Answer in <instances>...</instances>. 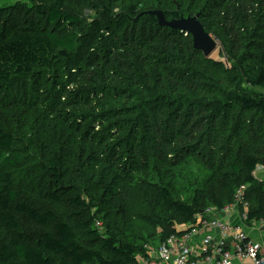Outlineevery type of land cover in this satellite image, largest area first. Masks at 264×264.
<instances>
[{"label":"trees","instance_id":"1","mask_svg":"<svg viewBox=\"0 0 264 264\" xmlns=\"http://www.w3.org/2000/svg\"><path fill=\"white\" fill-rule=\"evenodd\" d=\"M26 1L0 8V167L22 166L14 150V120L42 115L23 130L29 136L24 151L45 155L47 142L36 152L33 140L45 134L58 140L57 159L49 160L46 170L63 191L45 198L63 203L71 218L61 221L50 210L29 206L13 187L11 174H4L0 264H139L147 256L145 247H153L151 237L159 238V245L176 227L194 225L205 209L231 204L241 185L247 187V224L264 219V181L252 177L257 167L264 168V0H137L116 13L124 0ZM151 12L162 13L167 22L198 16L204 31L221 44L225 63L210 64L190 36L160 25ZM172 67L178 68L174 73L180 80L192 69L209 68L216 80L207 94L220 98V107L214 108L206 99L178 97L180 112L188 118L209 115L208 132L220 128V147L226 149L210 162L219 177L211 171L188 203L173 197L172 183L160 184V173L156 184L147 181L141 161L129 155L128 140L115 138L116 126L138 120L135 110L146 117L149 106L156 112L160 100L172 99L167 92H181L170 79ZM192 84L189 88H196ZM256 114L261 116L257 123ZM168 135L158 140L165 149L176 139ZM148 139L155 146L152 138L142 142ZM156 149H148L146 160ZM149 205H155L152 214L138 218L151 224V236L136 235L122 215ZM107 213L112 216L105 223ZM78 233L88 240L79 241Z\"/></svg>","mask_w":264,"mask_h":264},{"label":"rangeland","instance_id":"2","mask_svg":"<svg viewBox=\"0 0 264 264\" xmlns=\"http://www.w3.org/2000/svg\"><path fill=\"white\" fill-rule=\"evenodd\" d=\"M132 2H137V0H124V2L120 5V8H116L114 10L115 13L120 12L126 5ZM143 3L147 4V1L144 0ZM17 4L25 5L27 4V1L0 0V8L9 5L16 6ZM212 40L216 42L217 47L209 55L208 59L210 60L208 62H210L211 64L220 60L221 63H225V60L227 59L225 55H223L222 57L219 56L221 51L223 50L221 44L218 45V41H215L213 38ZM245 48L247 49V46ZM171 70L173 72V75H171L170 79L173 83L176 84L181 92H177V94H173L172 90L170 92H167L168 95L172 97V99H163L164 101L160 100L157 103L159 106L158 108H156V112L153 108V105L149 106L147 109L148 113L146 112V117H141L139 111L135 110L133 116L135 117L139 114L138 120L135 122L132 121L125 127L123 125L116 126L117 129L115 131H119V135H116L115 138L122 139V141L124 139L128 140L127 147L129 155L132 157H137L139 161H141L140 166H143L142 172H145L144 174L147 181L156 184L157 180L155 179V177L157 175V172L160 173L161 179L159 181L162 182H160V184L163 186L167 185L166 187H168L169 183H172L170 188L172 189L173 197L178 202L188 203V201L191 200L194 196L195 191L201 188L206 183L211 174V171L214 172L215 175H217L216 178L219 177L218 167L216 168L215 164L210 162H215L217 156H219V150L221 154L223 151L226 152V149L220 147V128H213L210 133L208 132L209 129L206 126L207 121H205V119L208 120L209 115L205 112H201L199 115L196 114L191 117V119L188 118L185 115L184 111L180 112L181 101L178 97L183 93L184 96H187V99H206L211 102L210 104L214 106V108L220 107V104L217 103L220 102V98L217 99L216 94H207V92L209 91L207 86L211 84V82L216 80V78L211 75L212 73L211 71H209V68L207 69L204 67L202 70L201 68L192 69L191 71H188L190 72V74L186 73L185 75H182L181 80L180 76L177 75V73H174L176 70H178V68L172 67ZM197 73L199 75L201 74V77H195ZM192 82L196 84V88H189L188 84L191 83V85H193ZM49 94L52 95V89H50ZM173 96L176 99H174ZM45 112L46 110L40 109V113L45 114ZM248 115L251 116L253 115V113H249ZM39 116L43 117L42 115L35 114V117L32 119L28 117L18 116L14 120V127L18 134V138L16 139V142L14 144V150L15 153L20 156L22 160V166L16 169L0 167V178H2L6 173L11 174V176L14 178L13 187L16 190L21 191L22 198L29 206L41 210L42 212L45 210H50L56 215V218L58 220L69 222L71 218L69 209L63 203H47V198H45L47 193L55 191L61 193L63 191L61 184H58L56 186V183L53 182V180L55 179L52 178L49 175L50 173L46 170V163L51 159H57L58 153L56 146L58 144V140L53 139L51 134H45L43 139L37 137L33 140V142H36V146L33 148V151L36 150V152H38L37 146H39V144L47 142L46 145L48 146L49 151L45 155H41L40 153H38V155L33 156L34 153L31 151V149H29L32 153V156H29V154H26L24 151L29 136L25 137L22 132L23 130L29 131L30 126L34 124V121L38 119ZM260 117V115L256 114L254 122L257 123ZM173 119H177L176 122L172 121ZM250 120L251 118H249L248 122L252 124ZM135 124L136 128H133ZM50 129L52 131V134H54V137L57 138L56 131L51 127ZM122 129L124 130L122 131ZM120 131H122V133H120ZM165 132L169 133V135H174L176 138L173 141L175 145L172 144L166 149L164 147L165 144H158V140L162 139L160 137L162 134L164 135ZM147 134H149L148 137ZM229 135L230 133L228 135H225L224 138L227 139ZM209 136H211V141H213L210 142V144H208V141H206V139H209ZM145 138L155 139L157 141L155 146L149 141V139L147 140V144H145V142H142ZM238 139L241 140L240 137H238ZM203 142L204 144L201 145ZM150 147H156L157 151L153 152L152 155H149V160H146L147 151ZM162 147L164 148V150H162ZM193 147L196 149H190ZM137 154H139V156ZM204 155L207 156L209 163L204 164V157L201 159V157ZM142 156H144L145 158H143ZM123 161H125V159ZM191 164L196 165L194 172L190 167ZM67 167L68 164H64V169H66ZM261 173H264V171H262ZM177 176H181L183 178L182 182L177 180ZM142 177L143 174L141 175V178ZM137 182H141V180H138ZM37 194H41V197H38ZM154 206L155 205H149V208L147 210L141 209L140 211L138 210L134 213L128 212L122 215L124 217L127 216L128 219H126V217L124 219L129 220L128 222H130V224L132 225V228L134 229V233L136 235L140 233L142 234L143 232L146 234L145 236H151L148 234L153 231L151 224L142 220L141 217L138 218V216H145L147 214V216L149 217L152 214L151 210H153ZM108 216L112 215H109V213H107L102 221L106 223L108 221ZM22 227L23 229H26L25 226L22 225ZM47 229H49V226L46 228V230ZM160 231L161 229L156 230L157 233H160ZM103 232L104 230L100 234H103ZM128 235H130V233H128ZM77 237L82 243L88 240L87 237L82 238L81 234L79 233ZM122 237L124 236L122 235ZM158 239L159 238L156 237H151L150 239L154 243V248H156L158 245Z\"/></svg>","mask_w":264,"mask_h":264},{"label":"built area","instance_id":"3","mask_svg":"<svg viewBox=\"0 0 264 264\" xmlns=\"http://www.w3.org/2000/svg\"><path fill=\"white\" fill-rule=\"evenodd\" d=\"M263 170L257 167L252 177L264 181ZM246 192V186H239L231 204L222 209L207 208L196 215L194 225L176 227V233L156 248L145 247L147 256L139 258V264H264L263 244L251 239L247 232L259 231L264 239V219L247 224ZM215 216H237L239 224ZM96 228L102 229L101 222H96Z\"/></svg>","mask_w":264,"mask_h":264},{"label":"water","instance_id":"4","mask_svg":"<svg viewBox=\"0 0 264 264\" xmlns=\"http://www.w3.org/2000/svg\"><path fill=\"white\" fill-rule=\"evenodd\" d=\"M150 14L157 17L160 25L179 30L185 33L186 36H191L193 48L201 52L204 56H209L216 49V42L204 31L202 25L198 21V16L167 22L160 12H151Z\"/></svg>","mask_w":264,"mask_h":264},{"label":"crops","instance_id":"5","mask_svg":"<svg viewBox=\"0 0 264 264\" xmlns=\"http://www.w3.org/2000/svg\"><path fill=\"white\" fill-rule=\"evenodd\" d=\"M215 217L217 219H220V220L225 218V219L230 220V222H232V223L239 224V220H238L237 216H232L231 218H226L225 216H215ZM212 218H214V217H212ZM247 232H248V235L250 236L251 239L259 241L260 243L263 244V253H264V239H263L261 233L259 231L252 230V229H248ZM244 263L246 264L247 261H245Z\"/></svg>","mask_w":264,"mask_h":264},{"label":"clouds","instance_id":"6","mask_svg":"<svg viewBox=\"0 0 264 264\" xmlns=\"http://www.w3.org/2000/svg\"><path fill=\"white\" fill-rule=\"evenodd\" d=\"M190 167H191L192 171L194 172L195 171V168H196V165L195 164H191ZM182 179L183 178L181 176H177V180L178 181L182 182Z\"/></svg>","mask_w":264,"mask_h":264}]
</instances>
